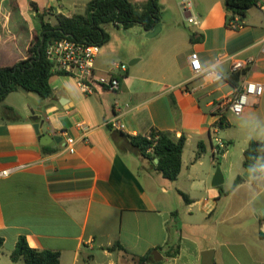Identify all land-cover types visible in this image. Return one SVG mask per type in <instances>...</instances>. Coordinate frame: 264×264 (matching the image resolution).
Wrapping results in <instances>:
<instances>
[{"label": "crops", "instance_id": "crops-1", "mask_svg": "<svg viewBox=\"0 0 264 264\" xmlns=\"http://www.w3.org/2000/svg\"><path fill=\"white\" fill-rule=\"evenodd\" d=\"M91 1L0 0V68L28 56L40 16L55 24L58 14L83 15ZM225 3L196 0L191 13L198 24L189 25L182 0H158L154 37L141 25H105L109 40L95 60L91 94L73 77L55 74L47 99L23 90L6 97L0 106V172L11 173L0 176V264H24L11 259L20 237L33 249L59 253V264H203L207 251L215 264H264V180L253 179L243 166L249 142L264 139V95L242 115L225 110L220 117L215 106L235 89L230 64L217 67L222 82L190 68L193 52L205 68L220 52L252 57L255 63L240 81L264 84V12L257 7L253 15L250 9L244 27L232 30ZM169 7L173 17L165 22L161 15ZM124 62H130L126 71H111L113 63ZM113 76L120 80L114 92L105 85ZM5 106L18 121L3 118ZM115 117L123 131L107 125ZM151 129L186 137L175 181L158 173L125 137ZM44 134L61 142L42 145ZM200 143L204 152L197 158ZM218 156L224 183L213 187ZM238 176L245 182L234 187Z\"/></svg>", "mask_w": 264, "mask_h": 264}, {"label": "trees", "instance_id": "trees-1", "mask_svg": "<svg viewBox=\"0 0 264 264\" xmlns=\"http://www.w3.org/2000/svg\"><path fill=\"white\" fill-rule=\"evenodd\" d=\"M258 2L259 0H226V25L229 27V23L236 17L242 22L245 21L249 10L256 7ZM159 15L158 0H147L142 4H133L129 0H93L88 3L83 15L66 17L58 14L55 16V24L45 21L43 16H40V30L35 33L28 49V56L13 65L0 68V106L10 93L20 90L35 93L43 99L52 96L50 80L58 73L53 71L52 64L45 55L48 43L70 38L78 42L102 46L109 40V35L104 29L105 25L113 24L123 29L141 25L150 30L159 24ZM191 36L193 37L194 34ZM241 76L242 73H237L230 77L233 87H238ZM4 108L5 120L18 121L17 112L13 108L7 106ZM125 137L138 155L152 162L154 169L165 179L175 181L178 178L186 143L184 135L177 138L170 132L151 129L145 135ZM203 152L204 147L200 143L197 158ZM155 159H158L157 164L153 163ZM258 159L264 161V139L249 142L244 151L245 170L249 172L250 166L258 163ZM244 182L245 177L238 176L234 187ZM181 195L185 203H190L188 196ZM3 243L4 240L0 238V249ZM149 258L150 255H147L139 261H146ZM11 259L14 263L21 260L24 264H59L60 255L57 252L33 249L25 237H20Z\"/></svg>", "mask_w": 264, "mask_h": 264}, {"label": "built area", "instance_id": "built-area-1", "mask_svg": "<svg viewBox=\"0 0 264 264\" xmlns=\"http://www.w3.org/2000/svg\"><path fill=\"white\" fill-rule=\"evenodd\" d=\"M182 9L187 14L186 21L188 24L197 25L198 22L191 13V0H182ZM258 7L264 12V0H259ZM244 27V23L238 17L229 23V28L232 30H240ZM101 46L97 44H86L72 40L70 38H62L54 40L47 44L45 55L52 64L53 71L58 74H64L73 77L79 87L85 94L93 92L92 78L94 73V64L97 56L100 53ZM260 52L264 56V39L261 43ZM190 68L196 75H200L205 80L209 76L211 82H222L224 77L217 71V67L226 63L230 64L231 75L242 73L246 74L248 70L255 63L254 58H238L236 55H229L226 52H220L213 64L209 68H205L200 60L198 53L193 52L190 57ZM122 70L126 71L125 64L113 63L111 71ZM106 87L110 91H117L120 87V80L118 77H111L107 82ZM264 95V84L256 81L243 79L239 82L238 87L234 92L224 99L220 100L215 106L214 112L218 116H222L225 110H229L236 116L244 113L247 107L254 105ZM115 110L120 111L118 103L115 104ZM111 128L123 131L125 126L118 120L117 117L107 123ZM77 127L84 129L83 123L79 122ZM73 139H69V143H73ZM219 146L222 142L218 141ZM11 170H4L0 172V176H8Z\"/></svg>", "mask_w": 264, "mask_h": 264}, {"label": "water", "instance_id": "water-1", "mask_svg": "<svg viewBox=\"0 0 264 264\" xmlns=\"http://www.w3.org/2000/svg\"><path fill=\"white\" fill-rule=\"evenodd\" d=\"M143 29L146 32L147 37H154L155 34L159 31L160 26L157 25L153 30H151V29L148 30V29H145L144 27H143ZM42 43H43V39H42ZM133 63H135V62H131V64H133ZM34 119L36 120L37 118L34 117ZM34 128H35L36 132L38 133L39 132V124H35ZM60 142H61L60 138L50 137L47 134H44L41 136V144L42 145H49V144L55 145V144L60 143ZM155 163L156 164L158 163V159H155ZM223 183H224V177H223L222 171L219 168H217L211 185L213 187H219ZM157 254H158L157 251L154 252V254H153L155 261L159 260L156 257ZM202 256H203V264H215L213 262V252L212 251L204 252Z\"/></svg>", "mask_w": 264, "mask_h": 264}, {"label": "rangeland", "instance_id": "rangeland-1", "mask_svg": "<svg viewBox=\"0 0 264 264\" xmlns=\"http://www.w3.org/2000/svg\"><path fill=\"white\" fill-rule=\"evenodd\" d=\"M191 3H192V5L193 4H195L196 3V0H191ZM258 7V5L256 6V7H254L253 8V10H252V14L253 15H257V14H259V9L257 8ZM168 9V11H166V12H164L163 13V15H161V19L163 20V21H165V22H169V21H171V19H172V17H173V13H172V8H167ZM171 10V11H170ZM160 19V18H159ZM189 25H191V24H189ZM110 28H112L111 26H110ZM130 62H124V64L127 66V67H130V64H129ZM220 137H224V129H221V131H220ZM221 156H218L216 159H215V162H214V164H215V167L213 168V175L215 174V172H216V170H217V168H219L220 170L222 169V166L220 165V163H221ZM212 168V167H211ZM205 169H206V167L205 168H201V169H199V172H198V175H199V177H202L204 174H205ZM4 261H5V259H3Z\"/></svg>", "mask_w": 264, "mask_h": 264}, {"label": "clouds", "instance_id": "clouds-1", "mask_svg": "<svg viewBox=\"0 0 264 264\" xmlns=\"http://www.w3.org/2000/svg\"><path fill=\"white\" fill-rule=\"evenodd\" d=\"M257 161L258 163L250 166L249 172L253 179L264 180V161H260L259 159Z\"/></svg>", "mask_w": 264, "mask_h": 264}]
</instances>
